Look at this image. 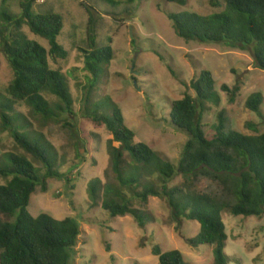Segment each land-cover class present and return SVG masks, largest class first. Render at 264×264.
<instances>
[{"label":"rangeland","instance_id":"rangeland-1","mask_svg":"<svg viewBox=\"0 0 264 264\" xmlns=\"http://www.w3.org/2000/svg\"><path fill=\"white\" fill-rule=\"evenodd\" d=\"M188 0L185 6L161 0H36V13L54 12L62 16L63 29L59 44L67 52L65 60L48 58L49 66L65 78L72 99V114L61 110L63 105L49 93L42 94L51 113L48 117L34 114L25 104H16L19 118L31 138H39L53 158L61 179H47L46 191L36 187L30 197L28 212L32 217L47 214L56 220L70 217L80 229L78 243L70 264H159L151 249L158 245L162 252L177 250L189 264H213V248L193 247L188 240L198 231L197 222L183 220L179 232L169 220L165 200L148 198L145 205L133 201L132 206L147 217L144 228L131 216L111 218L98 206L92 208L87 185L99 180L117 187L106 150L108 132L97 127L86 116L95 104L106 98L117 106L124 125L135 135V142L146 144L163 159L177 166L187 137L170 125L171 103L187 93L194 95L190 83L200 72L208 71L219 96L217 106L208 104L202 116L204 131L209 137L217 115L225 111L231 127L243 135L264 133V106L260 114L245 108L247 97L260 93L264 97V71L256 69L248 52L222 45L185 42L171 27L169 13H193L209 16L225 10L224 0ZM20 0H0V10L20 12ZM81 3L90 10L92 21ZM93 33L98 46L109 45L112 60L103 67L96 84L84 70V51L88 50L87 30ZM22 32L44 48V40ZM13 78L4 56L0 53V99ZM92 84V86H91ZM240 91L231 97L221 86ZM0 163L5 153L23 154L7 132L1 129ZM251 125L254 128L248 127ZM123 174L133 166L127 153L123 156ZM40 168L39 165H37ZM154 178H141L140 185ZM176 177L168 186L181 184ZM6 181L0 179V185ZM138 186V185H137ZM132 191H140L134 188ZM132 194V192H127ZM102 197V193H100ZM227 235L224 250L228 264H264V217L232 216L221 212Z\"/></svg>","mask_w":264,"mask_h":264},{"label":"trees","instance_id":"trees-1","mask_svg":"<svg viewBox=\"0 0 264 264\" xmlns=\"http://www.w3.org/2000/svg\"><path fill=\"white\" fill-rule=\"evenodd\" d=\"M161 1L179 6L188 2ZM35 2L20 0L18 14L0 10V53L13 73L5 97L0 99L1 129L23 152L5 153L0 163V179L6 181L0 185V264H70L80 236L77 222L70 217L56 220L44 213L32 217L28 212L36 187L45 192L47 179H61L63 175L55 170L51 153L42 140L31 138L25 124L14 123L19 118L14 106L25 104L34 114L48 117L51 111L42 94L49 93L63 105L61 110L72 114L66 80L48 63L49 57L53 60L67 57L57 40L62 33L63 18L54 12H34ZM210 3L214 8L219 6L213 0ZM81 6L90 24L91 12L85 4ZM223 6V12L209 16L169 13L167 18L174 33L185 42L248 52L253 66L264 71V0H224ZM23 28L44 40L47 48L27 38ZM92 33L87 30L84 70L91 75V83L96 84L103 67L112 60V50L109 45L98 46ZM214 85L210 72L202 71L189 85L194 95L186 93L171 103L170 125L187 137L177 166L146 144L135 142V135L124 125L120 110L108 98L95 104L86 116L108 132L106 150L118 185H102L96 179L88 183L86 192L92 208L100 202L109 217L131 216L140 228L148 220L142 210L132 206L133 201L145 205L148 198L165 200L175 231L179 232L183 220L197 222L199 231L188 243L195 248L212 247L213 264H228L221 212L228 211L235 217H264V133H238L231 127L225 111H220L208 137L202 116L208 104H219ZM221 90L233 101L240 87L229 89L223 85ZM262 106L264 97L260 93L251 94L245 101V108L255 114H260ZM124 153L133 163L126 176ZM151 177L156 183L148 180L140 185L141 178ZM176 177H181V184L169 187ZM136 187L140 191H132ZM151 253L159 264H189L177 250L162 252L154 245Z\"/></svg>","mask_w":264,"mask_h":264}]
</instances>
